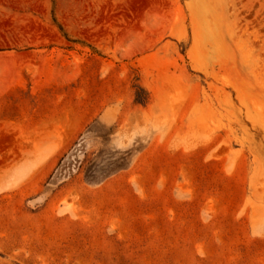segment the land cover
<instances>
[{
	"label": "rangeland",
	"instance_id": "1",
	"mask_svg": "<svg viewBox=\"0 0 264 264\" xmlns=\"http://www.w3.org/2000/svg\"><path fill=\"white\" fill-rule=\"evenodd\" d=\"M0 264H264V0H0Z\"/></svg>",
	"mask_w": 264,
	"mask_h": 264
}]
</instances>
